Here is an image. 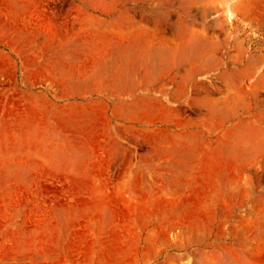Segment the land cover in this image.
<instances>
[{
	"label": "rangeland",
	"instance_id": "rangeland-1",
	"mask_svg": "<svg viewBox=\"0 0 264 264\" xmlns=\"http://www.w3.org/2000/svg\"><path fill=\"white\" fill-rule=\"evenodd\" d=\"M0 264H264V0H0Z\"/></svg>",
	"mask_w": 264,
	"mask_h": 264
}]
</instances>
